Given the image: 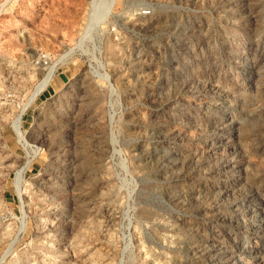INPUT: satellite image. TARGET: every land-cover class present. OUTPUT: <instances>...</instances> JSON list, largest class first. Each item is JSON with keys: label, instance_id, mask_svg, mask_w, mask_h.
<instances>
[{"label": "rangeland", "instance_id": "obj_1", "mask_svg": "<svg viewBox=\"0 0 264 264\" xmlns=\"http://www.w3.org/2000/svg\"><path fill=\"white\" fill-rule=\"evenodd\" d=\"M0 264H264V0H0Z\"/></svg>", "mask_w": 264, "mask_h": 264}, {"label": "bare ground", "instance_id": "obj_2", "mask_svg": "<svg viewBox=\"0 0 264 264\" xmlns=\"http://www.w3.org/2000/svg\"><path fill=\"white\" fill-rule=\"evenodd\" d=\"M45 84V83H44Z\"/></svg>", "mask_w": 264, "mask_h": 264}]
</instances>
